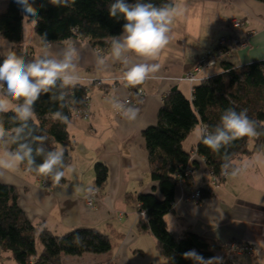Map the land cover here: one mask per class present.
I'll list each match as a JSON object with an SVG mask.
<instances>
[{
	"label": "crops",
	"instance_id": "0c3cea01",
	"mask_svg": "<svg viewBox=\"0 0 264 264\" xmlns=\"http://www.w3.org/2000/svg\"><path fill=\"white\" fill-rule=\"evenodd\" d=\"M226 3L236 5L241 17L250 19L251 23L238 31H225L222 36L221 32L217 35L219 38L211 34L205 36L209 41L203 49L198 44L202 42L206 22L218 23L220 7ZM0 4L4 8V14L0 15V53H5L11 51L12 46L1 35L7 0ZM185 6L184 25L172 28V40L154 61L159 64V70L135 87L126 85L123 66L118 63L109 62L107 70L98 69L95 54L101 51L85 39L48 44L53 55L66 44L74 46L79 56L76 71L83 84H91L89 116L73 115L69 123L76 142L69 164L74 171L50 189L23 164L5 171L0 181L18 189L19 204L36 225L45 226L55 234L79 227L98 228L110 234L112 248L109 251L63 255V264H169L157 248L155 236L138 229L137 208L127 201V196L150 192L158 186L150 176L143 130L157 122L163 97L172 87H178L191 97L193 86L187 81L177 82L175 77L183 75L205 51L216 49L222 38L234 36L242 43L229 56L236 64L264 60V1L187 0ZM214 42V47L210 48ZM104 54L110 55V50ZM130 55L136 59L134 54ZM212 69L203 76L214 74L216 71ZM136 87L146 94L136 108L135 119L130 120L118 115L111 102L131 95ZM193 130L183 142L188 151H193L198 144ZM255 145L252 138L250 149L253 151L236 155L231 160L233 167L229 174L217 181L208 165L201 162L193 170L192 184L186 182L182 188L177 187L174 209L166 215L172 231L199 232L222 246L217 249L219 254L228 250L232 241L254 246V255H238L234 264H264V165L252 162L255 154L264 153V148H255ZM7 148L10 149L9 144ZM98 161L108 165L109 175L106 184L98 189L97 202L92 207L86 202V194L89 188L95 187ZM246 162L248 166L244 167ZM234 169L240 170L233 175ZM192 189L202 190L199 201L187 199Z\"/></svg>",
	"mask_w": 264,
	"mask_h": 264
},
{
	"label": "trees",
	"instance_id": "16d2710c",
	"mask_svg": "<svg viewBox=\"0 0 264 264\" xmlns=\"http://www.w3.org/2000/svg\"><path fill=\"white\" fill-rule=\"evenodd\" d=\"M113 2L115 0H74L70 7L57 8L48 4L47 0H35L34 7L39 9V16L28 18L25 23H34L44 45L78 38L87 40L92 47L106 53L110 50L108 42L122 32V25L126 22L122 17L119 20L110 17L109 5ZM126 2L134 3L135 0ZM145 2L160 5L169 0ZM41 3L45 6L40 7ZM22 22L23 15L15 0H7L1 35L12 44L11 52L22 56L26 62L43 58L35 56L32 45H25ZM3 59L4 56L0 55V62ZM214 68H218L214 74L204 76L202 81L193 84L191 97L176 86L164 95L157 122L143 130L149 153L150 176L158 182V186L150 192L127 196V201L137 208L138 214L143 212L138 217V229L155 236L157 248L169 264H194L193 260L183 256V253L193 249L205 258L221 257L227 253L225 249L224 253L219 254L217 249L222 246L199 232H176L168 226L166 215L174 209L180 177L192 184L193 170L201 162L208 165L212 173H222L223 150L213 153L202 142H198L193 151H188L183 146L184 140L198 125L213 127L218 124L228 107H234L237 111L246 109L248 116L257 122L258 131H264V60L238 65L225 57ZM59 83L52 93L41 94L34 105L38 125L29 121V126L36 128L33 137L46 138L42 145L46 150L57 146L65 148V163L69 165L76 142L70 133L69 124L53 120L52 113L61 111L71 120L78 107L87 105L91 84L81 82L75 88L64 89L67 95L65 101L61 102L50 98L51 95H59ZM69 101L73 102L69 104ZM16 103L19 101H13L12 105ZM61 103L66 106L62 108ZM13 115L12 112L0 114V126L14 127L9 119ZM251 139L244 137L235 141L229 149L230 159L238 154L252 152ZM254 141L255 148H264V134L254 138ZM29 142L34 147L40 146L31 138ZM9 148L15 150L14 145L9 144ZM193 153L197 156L193 157ZM36 159L40 162L42 157ZM33 173L47 189L56 184L50 177ZM108 175V165L96 162L95 187L102 188ZM111 248L110 234L98 228L79 227L55 234L45 226L34 224L19 204L18 189L0 181V250L11 252L18 264H63V255L104 253Z\"/></svg>",
	"mask_w": 264,
	"mask_h": 264
},
{
	"label": "clouds",
	"instance_id": "9594fccd",
	"mask_svg": "<svg viewBox=\"0 0 264 264\" xmlns=\"http://www.w3.org/2000/svg\"><path fill=\"white\" fill-rule=\"evenodd\" d=\"M23 15V25L28 18L39 16V9L34 7L35 0H15ZM57 8H67L74 0H47ZM41 3L40 7H44ZM184 9L176 4V0L156 5L145 0H135L128 3L126 0H115L109 5L110 17L126 21L122 25V32L116 35L109 43L110 55L97 52L96 66L98 69L107 70L109 62L123 66V79L127 86L135 87L143 84L146 79L159 70L155 63L159 53L165 49L172 40L173 21L181 16ZM45 33V37H46ZM45 47L48 45L45 43ZM136 59L132 58V55ZM4 56L0 62V114L14 113L9 119L14 125L12 128L0 126V175L20 165H26L27 170L38 175L50 177L53 183L59 184L74 168L65 163L66 149L54 147L46 150L42 145L46 139L43 136L33 137L36 128L29 126L38 125L34 105L41 94L48 95L53 89H61L59 95H51L53 100L65 101L67 93L64 89L75 88L81 83L77 73L79 63L78 50L71 44H66L55 56L47 53L43 58L26 62L22 56L8 51L0 53ZM13 101H19L12 105ZM73 101H69L71 104ZM112 108L127 119H135L137 109L126 105L120 100H112ZM61 103V107H65ZM72 109L69 107V112ZM52 119L62 124H69L70 117L61 111L52 113ZM198 142H202L213 153L223 150L221 172L225 173L233 166L229 149L233 143L241 138H256L264 134L258 131L257 122L252 120L246 109L237 111L228 107L220 117V122L213 127L198 125L193 130ZM40 146H33L29 139ZM7 144L15 146V150L7 148ZM37 157H42L37 162ZM253 163L264 165V153L253 156ZM248 166V162L244 167ZM240 169H234L235 175ZM92 190L89 189V192ZM184 258L191 259L194 264H222V257L214 256L205 258L194 249L183 253Z\"/></svg>",
	"mask_w": 264,
	"mask_h": 264
},
{
	"label": "built area",
	"instance_id": "2783aa9c",
	"mask_svg": "<svg viewBox=\"0 0 264 264\" xmlns=\"http://www.w3.org/2000/svg\"><path fill=\"white\" fill-rule=\"evenodd\" d=\"M250 22V19L244 17V18H238L234 17L231 19L230 23L233 25V27L240 28L245 25H247ZM237 45H240V42L237 40V38L233 37H224L219 41V48H216L206 54H203L200 56V58L197 59V62L192 68L188 69L183 75L176 76L175 80L177 82L187 81L192 86L196 82H200L204 79L203 73L205 68H210L212 66H215L218 61L221 58L229 57L232 52L234 51V47L236 48ZM99 51V49H98ZM34 60H31L32 62ZM193 89V88H192ZM145 91L141 88H138L134 90L131 95L119 98L117 100L122 101L126 105L134 106L137 108V106L140 105V101H142L143 97L145 96ZM89 102V101H88ZM88 103L86 106H80L78 107L74 115L75 116H89L88 111ZM118 115L123 116L121 112L116 111ZM197 156L196 153H193V157ZM230 172V169L225 172L221 173L220 175L212 173L214 180L217 181L221 177H226ZM186 179L183 177H180L179 180V186L180 188L183 187L184 184H186ZM89 189L92 191L89 192ZM88 189V192L86 194V202L89 206H95L99 194V190L97 187H91ZM203 196L202 190L200 189H192L187 197L188 200L193 201H199ZM143 214V212H139V215ZM228 251L226 255L221 256L223 258L222 264H234L236 258L238 255L243 254H249L254 255L255 254V248L251 244L247 242H240V241H232L228 245Z\"/></svg>",
	"mask_w": 264,
	"mask_h": 264
},
{
	"label": "rangeland",
	"instance_id": "374dc122",
	"mask_svg": "<svg viewBox=\"0 0 264 264\" xmlns=\"http://www.w3.org/2000/svg\"><path fill=\"white\" fill-rule=\"evenodd\" d=\"M0 1H2V0H0ZM186 2H187V0H176V4L180 7H182L184 9V12L181 16H178L173 21L172 28H176L177 26L184 25L183 22L185 21V17H186V14H185ZM1 6H2V4H0V15L4 14V10H3L4 8H2ZM239 13H241V11L236 5H234V4L229 5L228 3L222 4L220 7V13L218 16V23L217 22H213V23L206 22L207 27L203 31L202 42H200V44H198V45L203 47V49H205V47L207 46L208 41H209V39H206L205 36L208 37L209 34H211V36H215V35L217 36L219 33L222 32V34L220 35V36H222L225 33V31H228V30L238 31L239 28L233 27V25L230 23L229 19L233 16H236L238 18H242L241 14H239ZM250 23L251 22H249L247 25H249ZM247 25H245V26H247ZM220 36H217V37L219 38ZM235 38H237V37H235ZM6 41H8V40H6ZM216 41H218V40H216ZM24 42L26 43L25 45L30 44L33 46L34 53H35V56L37 58L44 55L43 54L44 52L49 54V56H55L52 54L51 50L48 49V47L46 48L45 45L42 43V40H41L39 34L35 30L33 22L32 23H25V26H24ZM215 42L213 43V45L211 44L210 48L214 47ZM234 49H235V47H234ZM212 50H214V49H212ZM210 51H211V49H209V51L207 50V52L205 51L204 54H206ZM196 62H197V60L191 65L190 68H192V66H194L196 64ZM211 69H212V67L205 68L204 72L211 70ZM216 69H218V68H214L212 70L216 71ZM183 87L187 91V89L185 88V84H183ZM38 245L40 248L41 247L40 243ZM0 264H18V263L15 260V258L12 256L11 252L1 251L0 252Z\"/></svg>",
	"mask_w": 264,
	"mask_h": 264
},
{
	"label": "bare ground",
	"instance_id": "6f19581e",
	"mask_svg": "<svg viewBox=\"0 0 264 264\" xmlns=\"http://www.w3.org/2000/svg\"><path fill=\"white\" fill-rule=\"evenodd\" d=\"M237 40H238V38H237ZM238 41H239V40H238ZM239 42H240V41H239ZM240 44H242V43L240 42ZM237 46H238V45H237ZM237 46H236V47H237ZM215 66H216V65H215ZM215 66H212V68H214Z\"/></svg>",
	"mask_w": 264,
	"mask_h": 264
}]
</instances>
